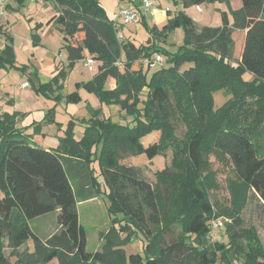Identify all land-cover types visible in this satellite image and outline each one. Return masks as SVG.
Segmentation results:
<instances>
[{
	"label": "trees",
	"instance_id": "16d2710c",
	"mask_svg": "<svg viewBox=\"0 0 264 264\" xmlns=\"http://www.w3.org/2000/svg\"><path fill=\"white\" fill-rule=\"evenodd\" d=\"M54 1L57 13L48 23L59 26L70 65L86 51L102 63L91 80L77 87L119 104L131 123L94 116L85 120L77 138L76 122L71 119L64 127L55 120L54 109L35 122L30 134L17 126L20 111L0 114V264H264L260 236L241 214L247 193L264 202V0H241L237 9L230 0H175L183 6L226 4L222 25L202 29L182 10H168L161 27L149 25L140 11L151 37L138 46L129 38L118 40L114 20L100 0ZM180 25L184 43L176 51L165 49L160 42ZM236 29L246 35L240 60L233 63ZM2 36L0 68L16 67L13 37L0 25ZM156 53L166 58L148 77L144 65L155 64L144 59ZM185 62L192 65L184 68ZM247 73L253 77L246 79ZM110 77L116 80L114 88L107 87ZM58 82L56 76L36 91L55 103L80 101L78 90L63 96ZM219 90L232 97L213 111ZM178 118L188 126L182 137L177 135ZM44 123L64 127L57 148L44 143ZM154 131L157 139L143 143ZM169 149L171 162L156 173L155 183L121 163L138 153L153 159ZM211 154L226 159L238 180L230 184L232 208H222L230 218L224 224L226 242L210 238L211 221L220 216L208 194L216 187L215 173L204 174ZM101 192L113 217L100 234L101 250L90 252L78 203ZM52 212L59 228L42 238L29 221ZM139 238L142 251L128 254L127 245Z\"/></svg>",
	"mask_w": 264,
	"mask_h": 264
},
{
	"label": "rangeland",
	"instance_id": "374dc122",
	"mask_svg": "<svg viewBox=\"0 0 264 264\" xmlns=\"http://www.w3.org/2000/svg\"><path fill=\"white\" fill-rule=\"evenodd\" d=\"M132 1L125 0V2L121 3L120 0H100L108 16L113 20L117 18V8L121 4L124 6L133 5ZM159 1H164L165 6L176 7L174 11H184L196 21L199 29L204 26H221V11L227 9L226 4L222 2L200 4L202 8L200 11L195 4L183 6L180 2L175 3V0H153V8L147 12H142L147 16V21L151 26L156 25L151 12L159 4ZM230 1L234 9L242 5L241 0ZM136 3L138 4L139 2L136 1ZM55 13H57V4L54 0H0V25L5 27L6 31L13 37V49L17 64L16 67L6 66L0 68V114L20 111L21 114L18 118L17 126L25 127L26 133L30 134L34 131L35 122H41L46 118V114H49L54 109L55 120L61 122L64 127L71 119L76 122L75 131L77 138L82 135L85 129V120L90 121L94 116L108 119L115 123H131V118H125L126 111L119 104L103 102L94 92L87 90L83 86L77 87L78 82L91 80L98 73L102 63L95 59V63L91 68L86 66L84 64L86 57L93 56L88 52L87 54L84 53L82 58L75 60L73 65H70L67 52L63 47V34L59 26L53 22L48 23ZM141 17L142 15L139 13L135 22L119 23V30L124 33L125 39H131L137 46L148 43L151 37ZM245 35L246 32L244 30H234L233 37L236 44L232 59L233 63L240 60ZM4 38V36L0 38L2 45L5 43ZM184 39L185 27L180 25L172 30L166 41H161L160 43L165 49L176 51L184 43ZM119 65L123 69V66ZM162 65L155 64L149 69L147 65H144V71H147L148 77H151L152 72ZM191 65L192 63L185 62L183 67L188 68ZM56 76L59 79L58 85L60 84L61 86L59 92L65 96L78 90L81 95L80 101L69 103L64 100L61 103H55L54 100L48 98L42 92L36 91L41 86V83H49ZM252 77L250 73L245 74L246 79H251ZM22 82H28L29 86L22 87ZM231 97V93L224 90L215 92L213 111L221 107ZM143 98H145V95H143ZM14 103H17L16 107H14ZM180 119L176 120V126L177 135L182 137L187 132L188 126ZM41 126L47 133L45 137L46 143L57 148L60 140L59 137L52 133V130L56 129L57 126L45 123ZM157 134V131L152 132L145 136L142 142L148 144L156 140ZM171 155V149L166 154H159L153 159L148 158L144 153H138L123 158L121 163L134 166L143 177L155 183L156 173L170 164ZM210 161L212 162L211 166L204 174L208 172L215 173L216 187L208 189L209 198L215 207L216 213L220 215L219 218L226 224L230 221V218L222 213V208H232V185L230 186V184L238 180L234 175L232 166L226 159H217L214 154H211ZM94 167L98 179L102 183L101 188L104 189L103 177L99 174L98 164H95ZM108 208L109 199L104 192H101L98 197L78 203L79 220L86 230L87 250L90 252L98 251L102 248L103 240L100 234L110 228L113 217L109 213ZM241 214L246 226L257 231L264 247V202L256 193L252 191L247 193L241 206ZM29 224L32 230L42 238L47 237L59 228L56 212L32 219ZM210 238L212 241L226 242L225 225L220 229L214 230ZM28 245L33 248L31 240ZM142 245L143 241L140 238L135 240L127 245V253L141 252ZM5 253L9 255L10 249L5 248ZM10 259L13 261L15 258L10 257ZM50 264H55V261ZM233 264H239V261L236 260Z\"/></svg>",
	"mask_w": 264,
	"mask_h": 264
},
{
	"label": "built area",
	"instance_id": "2783aa9c",
	"mask_svg": "<svg viewBox=\"0 0 264 264\" xmlns=\"http://www.w3.org/2000/svg\"><path fill=\"white\" fill-rule=\"evenodd\" d=\"M139 2L138 4L136 3ZM132 1L134 4L130 6H124L122 5L119 10L117 11V18L114 20V26L116 28L117 32V38L119 41H123L125 36L122 31L119 30V23L122 22L123 24L135 22L138 19L140 11H149L153 8V0H136ZM197 8L201 11L202 8L200 5L197 6ZM165 61L164 56L161 53L154 54L151 58H145L144 62L146 63H163ZM95 63V59L93 56H87L85 59V65L88 67H92V65ZM120 63V61H118ZM22 87L29 86L28 82H22ZM224 226V222L221 218H215L211 221V233L210 237L213 235V231L220 229Z\"/></svg>",
	"mask_w": 264,
	"mask_h": 264
},
{
	"label": "crops",
	"instance_id": "0c3cea01",
	"mask_svg": "<svg viewBox=\"0 0 264 264\" xmlns=\"http://www.w3.org/2000/svg\"><path fill=\"white\" fill-rule=\"evenodd\" d=\"M121 1V3L122 2H125V0H120ZM130 1H132V0H130ZM120 3V4H121ZM122 6V4L117 8V11L119 10V8ZM165 2L164 1H159V4H157V6L152 10V16H153V20H154V23H156V25H158L159 27L160 26H162L166 21H167V19H168V10H171V11H174L175 10V8L176 7H173V8H171L169 5H166L165 7ZM225 10H228V8L227 9H225ZM86 54L88 53V51H86L85 52ZM107 87H109V88H114L115 87V85H116V80L114 79V78H112V77H110V78H108V80H107ZM17 106V103H14V107H16ZM15 110H17V109H15ZM22 112H25V111H22ZM48 125H52V124H48ZM54 125V124H53ZM43 128V127H42ZM63 128L64 127H62V129L61 130H59L57 127H56V129H53L52 130V133L55 135V136H57V137H61V136H63L64 135V132H63ZM43 130V129H42ZM46 131H42V133L44 134V143L45 144H48V143H46V139H45V137H46V135H47V133H45ZM48 146H50V147H52L51 145H49L48 144ZM52 148H54V147H52ZM55 264H56V262H55Z\"/></svg>",
	"mask_w": 264,
	"mask_h": 264
}]
</instances>
